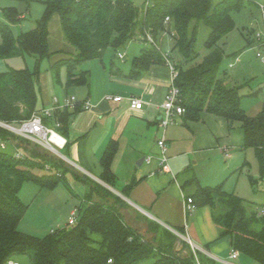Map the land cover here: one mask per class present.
<instances>
[{
	"label": "trees",
	"instance_id": "1",
	"mask_svg": "<svg viewBox=\"0 0 264 264\" xmlns=\"http://www.w3.org/2000/svg\"><path fill=\"white\" fill-rule=\"evenodd\" d=\"M44 12L32 30L14 37L10 24L23 20L13 8L5 9L6 23L0 21V60L29 56L34 60L32 72L9 70L0 73V123L18 124L36 113V86L40 65L51 57L48 49V23L59 16L63 39L74 49V55L53 65L57 71L66 69V85L84 86L87 75L79 67L87 62L101 60L108 52H117L144 31L156 40L163 33H172L173 47L179 65L175 66V87L180 92V105L185 113L182 122L197 123L203 114L240 123L243 132L241 149H251L259 162L264 178V103L259 113L249 117L240 107L238 89L226 81V72L220 73L225 58L220 43L235 28L232 14L246 5L243 0H153V6L141 11L131 0H44ZM250 4V3H246ZM165 19L168 23L165 25ZM208 30L200 57L196 49L199 27ZM245 35H243L244 37ZM245 38V37H244ZM252 44V42H249ZM248 44V41H246ZM162 51L143 46L140 55L131 63L129 77L138 78L152 65H163ZM74 112L82 110L77 104ZM72 114L68 108L54 111L52 118H44L45 125L59 123L57 132L67 135ZM0 264L14 259L27 264H198L197 253L187 245L185 254L175 253L173 236L165 232L166 244L150 243L127 226L117 210L102 201L92 202L91 192L78 210L73 226L53 231L44 236L22 232L20 223L27 207L20 199L22 186L33 183L42 190H54L64 181L68 172L65 161L47 154L37 145L0 127ZM68 143L63 150L67 148ZM14 149L27 155L25 160L13 157ZM117 145L108 144L101 160L100 180L114 188L115 177L111 163ZM40 152V153H39ZM48 167L49 173L36 175L35 170ZM182 183L183 189H192L191 199L197 209L209 207L219 230L220 238H230L233 251L256 264H264V216L258 208L223 189V184L201 186L190 170ZM59 174V175H57ZM255 184L254 180H251ZM135 186L131 182L124 188ZM105 197L116 199L109 191L94 185ZM110 261V263H109ZM23 264V263H22ZM200 264V263H199Z\"/></svg>",
	"mask_w": 264,
	"mask_h": 264
},
{
	"label": "crops",
	"instance_id": "2",
	"mask_svg": "<svg viewBox=\"0 0 264 264\" xmlns=\"http://www.w3.org/2000/svg\"><path fill=\"white\" fill-rule=\"evenodd\" d=\"M52 24H57L58 27H52ZM48 33L51 57L47 60L48 67L40 70L36 113L45 108H55L54 99L62 103L65 99L74 97L76 104L82 105L85 101L90 103V108L86 111L74 112V108L69 109L72 116L65 136L68 145L63 154L68 166L64 181L68 186L72 181L81 185L85 195L82 204L86 202L87 195L93 192L90 198L92 202L102 201L113 206L123 222L142 239L150 243L166 244L168 238L164 233L168 232L173 236V251L185 254L184 249L188 245L190 249H195L200 264H256L239 253L237 258H231V240L227 237L220 238L209 207L196 209L193 213L187 212L186 200L192 189H183L181 185L188 177L184 173L185 170L189 169L194 175L190 167L191 161L196 160L195 155L202 152L196 134L197 124L203 122V115L197 123L184 124L180 118L178 127L176 122L165 129L166 154L172 171L160 172L158 169L157 141L162 137L159 128L162 115L160 105L171 82L168 67L165 64L152 65L138 78L129 77L131 63L143 49V45H136L134 42L138 41L134 40L131 41L133 43H127L123 49L113 52L112 59L111 55L106 53L101 60L82 64L79 70L86 73L87 84L68 86L66 69L62 67L56 74L52 69L57 62L70 59L74 55V49L63 42L57 14L53 15L48 23ZM119 52L125 53L122 61L117 60L116 55ZM169 53L175 64L174 53ZM106 96L121 97L122 101H107ZM130 97H137L150 105L144 106L140 111H132L127 102ZM226 124L229 125L227 121ZM210 133L212 142L213 138L217 140L215 133ZM111 142L117 145L111 163V172L116 179L114 188L100 180V160ZM221 149L227 150V157ZM218 150L224 159L231 158L230 149L224 147ZM148 156L152 157L149 164L144 162ZM68 175L71 176V182L66 179ZM194 176L201 186L211 187L202 184L197 176ZM131 182H134L135 186L124 191ZM94 185L109 191L116 199L105 197L93 189ZM78 210L77 207L73 208L70 216L72 213L77 214ZM20 230L28 232L21 223ZM51 232L53 231L48 233Z\"/></svg>",
	"mask_w": 264,
	"mask_h": 264
},
{
	"label": "rangeland",
	"instance_id": "3",
	"mask_svg": "<svg viewBox=\"0 0 264 264\" xmlns=\"http://www.w3.org/2000/svg\"><path fill=\"white\" fill-rule=\"evenodd\" d=\"M43 1L0 0V21L7 22L4 16L5 9H15L18 16L25 18L19 23L10 24L14 37H18L21 33L32 30L35 23L41 19L44 12ZM131 1L135 7L141 11L143 10L145 0ZM217 1L220 0H213V2ZM245 5L240 12L232 14L235 28L220 43L225 55L220 65V73L222 71L226 72L227 83L231 87L237 88L238 94L241 96L240 107L247 116L253 117L259 113L264 103V64L256 58V52L250 49L251 44L249 42L251 40L250 35L247 33L252 25L260 21L259 10L254 4L248 5L245 3ZM56 25L52 24V27ZM207 34L208 30L200 26L196 43V49L199 51L200 57L206 54L202 45ZM243 35H245V38ZM134 40L138 41L134 42L136 45H143L138 37ZM162 40L165 44L162 43ZM246 41L250 46L246 44ZM63 42L65 43L64 39ZM156 43L160 45L162 51L167 53L173 47L172 39L169 36L167 37L165 33L160 35ZM107 53L111 55L112 59L113 52L108 51ZM173 55V61L176 62L175 66H178L179 58H177L176 53ZM235 58L239 59V63L229 69L227 65ZM127 61H129V57ZM48 65V61L44 60L40 65V70L47 68ZM23 69L30 72L34 70V60L31 57L0 60V73ZM53 85L58 90L57 86ZM36 92L38 95L37 86ZM203 116V122L197 124L198 131L196 134L202 152L195 155L196 160L192 159L190 165L192 172L202 184L211 187L223 184L225 191L238 196L248 205L261 208V206H264V193L259 184L262 179L260 165L253 150L241 149L243 132L240 123L228 122V125L226 120L222 118L210 114H203ZM179 120H177L176 127L180 125ZM209 130L215 133L217 140L213 138L212 142ZM224 147L230 149L231 158L224 159L223 154L218 150ZM166 157L168 159L167 154ZM169 168L171 172V165H169ZM34 173L42 175L45 171L35 170ZM66 179H71V176H66ZM251 180H254L255 184H252ZM69 181L71 182V180ZM70 184L68 186L65 181H61L54 190H39L33 183H26L22 186L21 201L27 207V212L21 221V225L28 231L27 233L41 237L49 231L69 228L67 221L71 210L76 207L80 208L85 198L80 184L73 181ZM20 262L27 264L25 259Z\"/></svg>",
	"mask_w": 264,
	"mask_h": 264
},
{
	"label": "built area",
	"instance_id": "4",
	"mask_svg": "<svg viewBox=\"0 0 264 264\" xmlns=\"http://www.w3.org/2000/svg\"><path fill=\"white\" fill-rule=\"evenodd\" d=\"M246 3L254 4L258 10L260 15V21L252 25L249 28L248 34L250 35V40L252 42L250 49L256 52V58L264 64V0H243ZM153 6V0H145L143 11H146L150 7ZM168 19H165L164 24L168 23ZM246 33V34H247ZM165 35L172 39V33ZM138 40L143 43L146 47H155L157 50L162 51L160 45H157L155 40L153 39L151 33L149 31H144V33L138 36ZM163 52V60L164 64L168 67L171 73V82L168 87V90L165 94L164 100L160 105L162 110V115L159 121V128L162 131V137L157 141V147L159 149L158 153V169L160 172H169V164L168 159L166 157V146H165V138L164 131L168 126H171L177 122L178 119L182 117L185 113L183 107L180 105V92L174 85V80L177 77V70L175 68V64H173L171 60L170 53ZM117 59L123 60L125 57V53L119 52L117 53ZM239 63V59L235 58L234 61H230L227 67L229 69L233 68L236 64ZM105 100L111 101L114 103H120L122 101L121 97H110L106 96ZM129 109L132 111H140L144 106L150 105L149 103L137 98L130 97L127 99ZM55 108H45L40 113L32 114L31 118L23 121L18 124H4L0 123V127L4 128L8 132L18 136L22 139H25L35 145H37L41 150L45 151L47 154L57 157L63 161H65V157L62 154L63 150L66 146V139L57 132V128L60 126L58 122L54 123V126L49 127L45 125L44 118H52L54 111L58 109L68 108L73 109L77 104L74 97L70 99H65L62 103L59 102L58 99L53 100ZM90 108V103L85 101L82 104V110L86 111ZM5 143H0V149L5 150ZM221 152L227 157V150L221 149ZM13 157L17 160H25L27 155L21 149H14L12 153ZM152 160L151 156H148L144 159V162L149 164ZM50 169L48 167L45 168V172L49 173ZM59 175V174H57ZM260 188L264 193V178L260 180ZM186 209L188 213H193L196 211V207L191 201V199L186 200ZM257 214L259 216H264V206L258 208ZM77 216L75 213H72L70 218L68 219V226H73L76 223ZM189 242V241H188ZM193 253H196L195 249L192 248ZM237 251H232L231 258H237ZM110 263V261H109ZM6 264H22L17 260L11 259L7 261ZM199 264V263H198Z\"/></svg>",
	"mask_w": 264,
	"mask_h": 264
},
{
	"label": "water",
	"instance_id": "5",
	"mask_svg": "<svg viewBox=\"0 0 264 264\" xmlns=\"http://www.w3.org/2000/svg\"><path fill=\"white\" fill-rule=\"evenodd\" d=\"M141 162V161H140Z\"/></svg>",
	"mask_w": 264,
	"mask_h": 264
}]
</instances>
